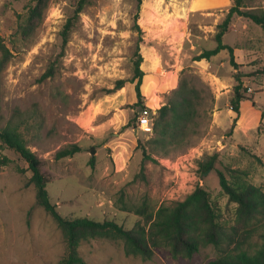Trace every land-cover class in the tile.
Returning <instances> with one entry per match:
<instances>
[{"label":"rangeland","instance_id":"374dc122","mask_svg":"<svg viewBox=\"0 0 264 264\" xmlns=\"http://www.w3.org/2000/svg\"><path fill=\"white\" fill-rule=\"evenodd\" d=\"M79 1L51 0L41 25L24 37L20 25L32 0H0V35L13 53L2 77L1 125L21 111L28 145L44 161L52 203L69 218L115 219L131 228L141 217L124 210L123 202H147L156 211L202 185L232 220L236 204L228 202L217 171L202 174L199 164L217 154V168L244 169L264 189V73L258 72L264 68V28L234 17L224 42L235 47L236 69L228 50L193 60L216 47L218 24L232 0H142V32L136 28L138 0H84L76 15ZM245 8L261 11L264 0H247ZM138 44L142 106L135 104L131 81ZM183 76L202 91L198 133L189 146L169 154L148 149L155 160L145 159L153 131L139 127L140 111L146 106L156 114ZM119 80L126 82L117 89ZM238 84L247 99L234 124ZM73 143L96 147L94 165L88 150L56 158ZM0 154L10 158L0 165V264H59L69 250L67 238L37 203L28 163L2 144ZM79 252L84 264H206L217 256L212 246L191 258L161 247L143 259L106 238L82 242Z\"/></svg>","mask_w":264,"mask_h":264},{"label":"trees","instance_id":"16d2710c","mask_svg":"<svg viewBox=\"0 0 264 264\" xmlns=\"http://www.w3.org/2000/svg\"><path fill=\"white\" fill-rule=\"evenodd\" d=\"M246 1L232 0V6L218 24L215 34L216 47L201 50L193 56V60H210L222 50H228L231 64L236 69L239 67L235 58V47L224 42L234 17L247 18L264 28V9L261 11L246 9ZM50 2L51 0H32L29 4L26 18L20 25L24 37L32 36L41 25ZM83 4L84 0H80L76 15L82 11ZM141 5L142 0H138L136 28L140 32L142 31L138 18ZM12 56V50L0 35V94L3 73ZM143 60L138 44L134 76L131 79L135 84L138 99L135 104L138 106L144 105L142 85L145 71L141 67ZM258 72L264 73V68ZM46 75L48 73L44 76ZM236 76H240L239 72ZM125 82L119 80L117 89L122 88ZM242 88V85L238 84L232 98L233 109L237 113L234 124L241 112V102L247 99L241 91ZM201 102L202 91L192 84L188 77L183 76L166 104L158 108L156 114L152 113L153 135L143 147L145 159H153L148 149L169 154L173 150L191 145L192 139L198 133ZM19 114L21 111L16 109L4 126L0 120V144L17 152L28 163V169L32 172L28 183L36 187L37 203L52 214L66 235L69 250L59 264H84L79 252L80 244L103 238L122 242L127 255L143 259H151L156 249L161 247L168 248L174 257L191 258L201 249L212 246L217 256L206 264H264V189L248 180L246 170L231 166L217 168V154L211 155L199 164L202 174L217 171L221 189L228 196V202L236 204L232 220L225 218L222 207L202 185H198L185 199L173 204L163 203L156 211L151 209L147 202L138 206H129L123 202L124 210L133 211L141 217L131 228L125 227L115 219L96 220L88 216L69 218L62 215L57 205L51 201L48 190L50 180L42 171L44 161L29 147L21 129L26 121L20 120ZM83 150L91 152L90 164L94 165L97 152L95 146L86 149L73 143L59 149L56 158L73 156ZM9 161V157H1L0 154V165H6Z\"/></svg>","mask_w":264,"mask_h":264},{"label":"built area","instance_id":"2783aa9c","mask_svg":"<svg viewBox=\"0 0 264 264\" xmlns=\"http://www.w3.org/2000/svg\"><path fill=\"white\" fill-rule=\"evenodd\" d=\"M152 111L148 107H143L139 115V127L146 132L153 131V122H152Z\"/></svg>","mask_w":264,"mask_h":264},{"label":"water","instance_id":"95a60500","mask_svg":"<svg viewBox=\"0 0 264 264\" xmlns=\"http://www.w3.org/2000/svg\"><path fill=\"white\" fill-rule=\"evenodd\" d=\"M136 131H138V129H136Z\"/></svg>","mask_w":264,"mask_h":264},{"label":"crops","instance_id":"0c3cea01","mask_svg":"<svg viewBox=\"0 0 264 264\" xmlns=\"http://www.w3.org/2000/svg\"><path fill=\"white\" fill-rule=\"evenodd\" d=\"M200 9V8H199Z\"/></svg>","mask_w":264,"mask_h":264}]
</instances>
